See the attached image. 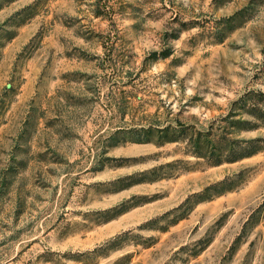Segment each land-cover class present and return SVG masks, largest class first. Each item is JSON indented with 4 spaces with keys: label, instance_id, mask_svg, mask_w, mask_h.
<instances>
[{
    "label": "rangeland",
    "instance_id": "1",
    "mask_svg": "<svg viewBox=\"0 0 264 264\" xmlns=\"http://www.w3.org/2000/svg\"><path fill=\"white\" fill-rule=\"evenodd\" d=\"M250 91L264 0H0V264H264Z\"/></svg>",
    "mask_w": 264,
    "mask_h": 264
},
{
    "label": "trees",
    "instance_id": "2",
    "mask_svg": "<svg viewBox=\"0 0 264 264\" xmlns=\"http://www.w3.org/2000/svg\"><path fill=\"white\" fill-rule=\"evenodd\" d=\"M236 103L240 106L242 110L246 112L250 117L255 119V122L251 121H245L246 128L249 126L257 127L259 124H264V92H256V91H250L247 93V95L243 96L241 99L237 100ZM258 121V122H257ZM238 122H243V120H240ZM187 133L182 135L185 137ZM221 139L224 140H232L231 146H224V143L221 141ZM170 141H179L178 139H171ZM192 141V140H191ZM194 143V142H193ZM192 143V144H193ZM219 145H217L215 148L219 150L222 153H225L228 151L231 155L228 158L229 160H238L245 157L252 156L262 150H264V138L263 137H255L251 139H228V137H223L218 140ZM194 148L197 151H194L196 156H206L207 155L202 151L200 148H206L207 146L203 147H197L198 145L194 143ZM229 148V149H228ZM209 158V157H208ZM162 167V166H161ZM161 167H155L152 169L151 172H155L159 170ZM229 181L224 180L219 182L218 184H215L214 187L217 188H223L229 189Z\"/></svg>",
    "mask_w": 264,
    "mask_h": 264
}]
</instances>
